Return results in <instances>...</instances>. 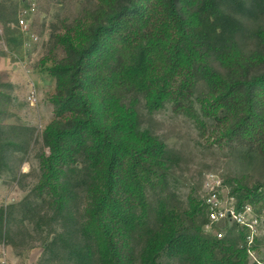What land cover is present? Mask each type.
Listing matches in <instances>:
<instances>
[{
  "label": "trees",
  "instance_id": "obj_1",
  "mask_svg": "<svg viewBox=\"0 0 264 264\" xmlns=\"http://www.w3.org/2000/svg\"><path fill=\"white\" fill-rule=\"evenodd\" d=\"M86 4L51 36L63 55L46 68L55 88L39 175L0 206V242L40 241L38 264H247L242 228L203 231L204 199L179 196L181 157L143 115L168 105L191 119L242 170L223 181L233 204L264 210V0ZM1 9L15 48L16 13ZM11 88L0 84V169L31 135L6 121Z\"/></svg>",
  "mask_w": 264,
  "mask_h": 264
},
{
  "label": "rangeland",
  "instance_id": "obj_2",
  "mask_svg": "<svg viewBox=\"0 0 264 264\" xmlns=\"http://www.w3.org/2000/svg\"><path fill=\"white\" fill-rule=\"evenodd\" d=\"M89 1L0 0V11L2 7L7 17L15 11L16 18L29 2L35 3L34 11L26 16L28 28L25 31L18 29L20 42L15 48L3 37L4 26L0 21V84L12 85L6 121L24 123L31 132L26 145L8 159L12 168L0 169V206L25 198L37 181V155L43 150L40 134L53 117L49 96L54 91L55 83L46 68L54 57L63 55L60 46L50 49L51 36L64 31L65 23L77 17ZM32 94L34 97L30 98ZM143 121L181 157L172 174L182 199L193 191L204 199L209 189L217 184L222 198L233 204V198L228 196L229 189L223 181L242 175V170L225 150L209 143L210 139L206 141L207 134L202 135L191 119L172 112L168 105L152 115L144 114ZM21 173L25 175L19 176ZM207 213L209 222L203 226V231L217 238L224 237L225 227L235 223L230 216L213 221ZM14 237L15 246L0 242L4 244L6 260L11 264H38L45 257L40 241L26 240L21 235ZM245 245L246 263L264 264V230L252 243L245 242Z\"/></svg>",
  "mask_w": 264,
  "mask_h": 264
},
{
  "label": "built area",
  "instance_id": "obj_3",
  "mask_svg": "<svg viewBox=\"0 0 264 264\" xmlns=\"http://www.w3.org/2000/svg\"><path fill=\"white\" fill-rule=\"evenodd\" d=\"M35 9V3L29 2L28 6L23 8L17 18V26L21 31L28 28L27 14H31ZM34 94L30 95V98ZM217 184L209 189L207 196L204 197L211 220L216 221L219 218L230 216L235 224L241 227L245 233L244 241L252 243L254 239L264 230V210H256L249 204H244L239 207L231 203H227L222 198L221 191L218 190ZM225 202V203H223ZM4 244L0 243V264H11L6 260V253L3 248Z\"/></svg>",
  "mask_w": 264,
  "mask_h": 264
}]
</instances>
